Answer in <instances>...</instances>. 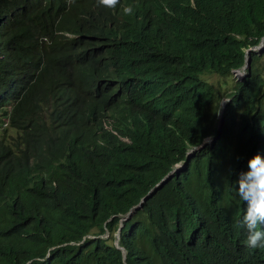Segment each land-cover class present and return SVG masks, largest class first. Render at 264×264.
<instances>
[{"label":"trees","instance_id":"obj_1","mask_svg":"<svg viewBox=\"0 0 264 264\" xmlns=\"http://www.w3.org/2000/svg\"><path fill=\"white\" fill-rule=\"evenodd\" d=\"M261 37L264 0H0V264H239L232 179L264 156V49L231 69ZM189 209L222 262L184 241Z\"/></svg>","mask_w":264,"mask_h":264},{"label":"clouds","instance_id":"obj_2","mask_svg":"<svg viewBox=\"0 0 264 264\" xmlns=\"http://www.w3.org/2000/svg\"><path fill=\"white\" fill-rule=\"evenodd\" d=\"M94 1L96 2L98 7H104L109 9H115L120 2V0ZM122 12L127 16H131L134 13V9L131 5L124 6L122 8ZM263 38L264 37L260 38V44L258 42L257 44L250 46L249 49H255L259 52L264 49V44L262 45ZM249 49L247 48L246 50L249 51ZM248 51L246 54L244 52V55L245 58L249 60ZM244 68L242 69L240 67L231 69L232 75L233 71L237 70L240 73V76L234 77H243ZM241 69L243 70L242 73ZM226 99V97L221 99V106H223V103ZM7 109H9V106H7ZM1 115L5 119V126L8 125L7 114ZM217 129H220V116L217 122ZM208 140L209 138H205L202 142ZM198 147H200V144L196 146V148ZM195 150L196 149H194V151ZM191 151L192 149H188L186 152V159L184 161L176 162L173 167L170 168V170L161 177L160 180H166L167 178H169L173 171L185 168L187 165V159L189 158ZM161 181H158L156 184ZM232 182L234 186V195L238 198L239 206L236 222L242 230L241 245L246 249L245 258L239 264H264V156L261 150L256 151L254 155L250 156L247 159L246 167L244 169H241L236 174V178L233 177ZM155 188L156 186L153 187V190ZM145 195L146 197L148 196V194ZM146 197L144 198V200L146 199ZM139 200L140 201L138 202L140 204L144 201L141 199ZM240 201L243 203L244 206L241 204ZM134 205H132L128 209L130 210V213L127 217L131 215L132 211L140 207L139 206L137 208H134ZM127 211L125 212V215L122 217V219L127 218ZM186 214L187 215L184 218L183 222L179 224V229L180 232L183 234L184 241L189 245V247H191L194 251L198 252L200 255L205 257L208 261H215V263H217L219 260H221L222 262L223 251H221L220 246L216 243V233L212 229V225L209 218L203 215H199L195 209H189ZM118 227L117 231L120 228ZM208 228L212 231L209 232ZM114 244L116 247L121 248V246L117 244V240H115Z\"/></svg>","mask_w":264,"mask_h":264},{"label":"rangeland","instance_id":"obj_3","mask_svg":"<svg viewBox=\"0 0 264 264\" xmlns=\"http://www.w3.org/2000/svg\"><path fill=\"white\" fill-rule=\"evenodd\" d=\"M264 44V38L262 39V45ZM233 76L235 77H239L240 73L237 70L233 71ZM208 80L212 81V82H217L218 81V76L217 75H209L207 76ZM230 88V81H227L225 84H222L220 89L222 91H226ZM4 118L3 116L0 114V135H2L3 137H9L10 135H14V131L8 126L4 124Z\"/></svg>","mask_w":264,"mask_h":264},{"label":"water","instance_id":"obj_4","mask_svg":"<svg viewBox=\"0 0 264 264\" xmlns=\"http://www.w3.org/2000/svg\"><path fill=\"white\" fill-rule=\"evenodd\" d=\"M261 43V41L259 42V44ZM249 49V48H248ZM247 51L248 50H246L245 51V54L247 53ZM248 63V59L247 58H245V60H244V63H243V65L241 66V68L243 69L245 66H246V64ZM241 69V73L243 72V70ZM219 126V125H218ZM146 197V195L145 196H142L140 199L141 200H144V198ZM140 201V200H139ZM140 206V203L138 202V203H136L135 205H134V208H137V207H139ZM129 213H130V210H128L127 211V214H126V217L129 215ZM120 227V226H119ZM118 227V228H119Z\"/></svg>","mask_w":264,"mask_h":264}]
</instances>
